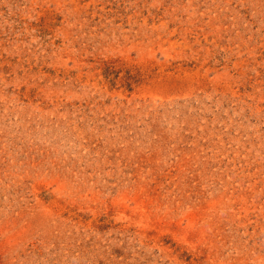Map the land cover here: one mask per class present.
<instances>
[{"label": "rangeland", "instance_id": "obj_1", "mask_svg": "<svg viewBox=\"0 0 264 264\" xmlns=\"http://www.w3.org/2000/svg\"><path fill=\"white\" fill-rule=\"evenodd\" d=\"M0 264H264V0H0Z\"/></svg>", "mask_w": 264, "mask_h": 264}]
</instances>
